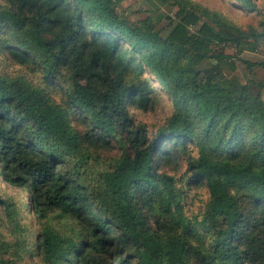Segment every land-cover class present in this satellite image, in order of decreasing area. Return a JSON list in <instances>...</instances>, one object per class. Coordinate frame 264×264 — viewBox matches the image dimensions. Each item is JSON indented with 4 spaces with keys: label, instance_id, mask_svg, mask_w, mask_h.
Here are the masks:
<instances>
[{
    "label": "trees",
    "instance_id": "1",
    "mask_svg": "<svg viewBox=\"0 0 264 264\" xmlns=\"http://www.w3.org/2000/svg\"><path fill=\"white\" fill-rule=\"evenodd\" d=\"M121 1L0 0V264H264V9Z\"/></svg>",
    "mask_w": 264,
    "mask_h": 264
},
{
    "label": "rangeland",
    "instance_id": "2",
    "mask_svg": "<svg viewBox=\"0 0 264 264\" xmlns=\"http://www.w3.org/2000/svg\"><path fill=\"white\" fill-rule=\"evenodd\" d=\"M178 2H185L187 7H193L195 5L201 4L204 7L212 8L223 13L227 16L233 23L240 26V29L246 31L245 23L247 22L248 15H245L242 11H236L234 8H229L228 0H177ZM164 3V4H163ZM175 0H163L161 3L158 0H122L119 3H116L117 13L122 16L126 25L135 26L138 22L142 21L145 18H150L154 24V31L162 34L164 37L171 28V21H175ZM161 15V16H158ZM173 19V20H172ZM202 20H207L206 17H202ZM201 20V21H202ZM200 21V23H201ZM215 29H218L216 25L213 26ZM197 28V26H189V31H193ZM225 50L229 53H234L237 56L236 48L226 47ZM248 53V52H245ZM256 54L257 56L264 57V50L260 47L256 48V52H251ZM244 54V53H242ZM242 54H239L240 56ZM252 54V55H253ZM247 55V54H246ZM250 57V56H248ZM3 56L0 55V65L7 71H13L14 65L9 64L7 61H3ZM236 65V69L233 72L241 82H246L249 79H255L256 81L264 82V67L255 66L249 71L246 65L237 61V59H233ZM208 64V63H207ZM204 66H206L204 64ZM260 93L264 100V84L262 89H260ZM166 110L158 109L155 112H137V118L142 120L148 124L157 123L162 120L165 115ZM13 193H16L13 192ZM200 206V201L197 200L194 205V210L198 209Z\"/></svg>",
    "mask_w": 264,
    "mask_h": 264
},
{
    "label": "crops",
    "instance_id": "3",
    "mask_svg": "<svg viewBox=\"0 0 264 264\" xmlns=\"http://www.w3.org/2000/svg\"><path fill=\"white\" fill-rule=\"evenodd\" d=\"M257 6L261 9H264V0H255Z\"/></svg>",
    "mask_w": 264,
    "mask_h": 264
}]
</instances>
